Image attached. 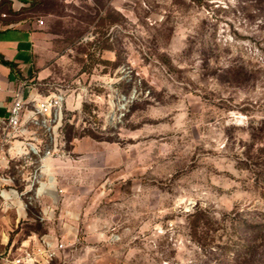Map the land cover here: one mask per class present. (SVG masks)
Returning a JSON list of instances; mask_svg holds the SVG:
<instances>
[{
	"label": "rangeland",
	"instance_id": "obj_1",
	"mask_svg": "<svg viewBox=\"0 0 264 264\" xmlns=\"http://www.w3.org/2000/svg\"><path fill=\"white\" fill-rule=\"evenodd\" d=\"M21 12L7 18L38 26L37 68L66 94L73 156L52 167V195L0 212V236L72 243L53 264H264V0Z\"/></svg>",
	"mask_w": 264,
	"mask_h": 264
},
{
	"label": "built area",
	"instance_id": "obj_2",
	"mask_svg": "<svg viewBox=\"0 0 264 264\" xmlns=\"http://www.w3.org/2000/svg\"><path fill=\"white\" fill-rule=\"evenodd\" d=\"M38 23L42 25L44 21ZM31 81L39 89L38 94L25 96L24 82L14 92L7 113L0 116V210L15 209L18 215L36 207L40 197L52 195V181L56 178L52 167L73 156L66 129L65 92L51 91L41 80ZM41 87L48 93H42ZM0 243L6 244L4 251L0 250V264H53L60 253L64 259L69 257L67 249L73 246L64 239L38 233L17 246L9 239Z\"/></svg>",
	"mask_w": 264,
	"mask_h": 264
},
{
	"label": "crops",
	"instance_id": "obj_3",
	"mask_svg": "<svg viewBox=\"0 0 264 264\" xmlns=\"http://www.w3.org/2000/svg\"><path fill=\"white\" fill-rule=\"evenodd\" d=\"M1 5L10 4L12 12L0 11V76L3 81V90L0 91V116L7 113L14 98V92L26 82L25 96L37 95L39 89L33 87L31 80H43L44 71L38 70L35 57V41L39 32L37 24L21 17L9 20L7 17L23 14L21 10L27 5V0H0ZM7 18V19H5ZM4 60L12 62L11 66ZM10 210V209H9ZM3 209L0 212H7ZM11 221V220H10ZM0 236V241L6 238Z\"/></svg>",
	"mask_w": 264,
	"mask_h": 264
},
{
	"label": "trees",
	"instance_id": "obj_4",
	"mask_svg": "<svg viewBox=\"0 0 264 264\" xmlns=\"http://www.w3.org/2000/svg\"><path fill=\"white\" fill-rule=\"evenodd\" d=\"M3 6H4V4H3V5L0 4V11H2L1 8H2ZM12 11H13V10H11V12H12ZM4 62L7 63V64H9V65H11V66L14 65L12 62H9V61H6V60H4Z\"/></svg>",
	"mask_w": 264,
	"mask_h": 264
}]
</instances>
